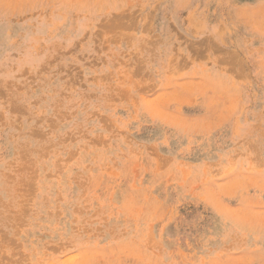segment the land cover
I'll use <instances>...</instances> for the list:
<instances>
[{
	"label": "rangeland",
	"instance_id": "obj_1",
	"mask_svg": "<svg viewBox=\"0 0 264 264\" xmlns=\"http://www.w3.org/2000/svg\"><path fill=\"white\" fill-rule=\"evenodd\" d=\"M0 264H264V0H0Z\"/></svg>",
	"mask_w": 264,
	"mask_h": 264
}]
</instances>
